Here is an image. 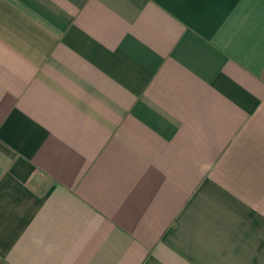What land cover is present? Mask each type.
<instances>
[{
	"label": "crops",
	"instance_id": "0c3cea01",
	"mask_svg": "<svg viewBox=\"0 0 264 264\" xmlns=\"http://www.w3.org/2000/svg\"><path fill=\"white\" fill-rule=\"evenodd\" d=\"M0 264H264V0H0Z\"/></svg>",
	"mask_w": 264,
	"mask_h": 264
}]
</instances>
